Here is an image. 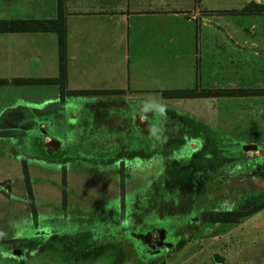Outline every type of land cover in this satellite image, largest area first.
<instances>
[{
    "label": "crops",
    "instance_id": "0c3cea01",
    "mask_svg": "<svg viewBox=\"0 0 264 264\" xmlns=\"http://www.w3.org/2000/svg\"><path fill=\"white\" fill-rule=\"evenodd\" d=\"M250 2L264 4L63 0L64 94L57 81H19L59 76L56 31H0V264L31 262L40 250L34 232L125 222L115 170L126 149H264V92L213 93L264 91V11H243ZM57 15L58 0H0V20ZM184 90L211 93L163 95ZM111 233L125 240L122 227ZM135 233L146 243L155 235ZM257 246L264 254V235L247 257L235 250L238 264H263ZM218 256L216 264H228Z\"/></svg>",
    "mask_w": 264,
    "mask_h": 264
},
{
    "label": "rangeland",
    "instance_id": "374dc122",
    "mask_svg": "<svg viewBox=\"0 0 264 264\" xmlns=\"http://www.w3.org/2000/svg\"><path fill=\"white\" fill-rule=\"evenodd\" d=\"M233 3L234 0H218L219 6ZM136 150L128 152L127 159L115 171L120 183L121 176L124 181L122 193L128 194V215L132 219L140 213L146 216L151 212V215L144 219L140 216L135 223L129 219L127 223L137 227H133L136 232L146 222L164 228L174 240L172 246L165 253L152 252L150 262L145 259L146 253L141 254L129 229L127 232L122 229L128 242L111 233L114 228L119 231L125 222L83 225L71 234L65 233V225L58 224L54 228L62 230L57 233L53 228H47L46 235L33 233L40 250L26 264H216L213 258H219L218 255L226 258L228 264H238L235 250H243L240 257H247L246 249H252L262 239L264 210L218 241H215L217 234L234 223H213L204 213L244 210L264 201V149L249 153L241 147ZM107 172L115 187L116 173L112 174L110 168ZM120 204L124 211L125 201ZM254 228L259 230L253 232ZM69 235L73 240H68ZM259 249L256 258L264 255Z\"/></svg>",
    "mask_w": 264,
    "mask_h": 264
},
{
    "label": "trees",
    "instance_id": "16d2710c",
    "mask_svg": "<svg viewBox=\"0 0 264 264\" xmlns=\"http://www.w3.org/2000/svg\"><path fill=\"white\" fill-rule=\"evenodd\" d=\"M253 10L257 12L264 11V4H255L250 2L243 11ZM12 30H50L56 31L58 35V59H59V76L55 79H19L22 82H36V81H57L60 86L61 92L64 94L65 91V26L63 20V0H58V15L55 19L47 20H16L7 21L0 20V31H12ZM99 92L97 90H76L71 91L75 94L94 93ZM264 91L260 90H244V89H231V90H219L213 92L219 95H243V94H255ZM210 94L211 92H196L194 90L184 91H165L163 95L166 96H197L200 94ZM122 174V172H121ZM123 179L121 176V185ZM264 208V201L253 205L244 210L224 211V210H209L205 212L206 219L213 223H237L241 219L250 216L256 211ZM216 257V255H213Z\"/></svg>",
    "mask_w": 264,
    "mask_h": 264
},
{
    "label": "flooded vegetation",
    "instance_id": "af4514ba",
    "mask_svg": "<svg viewBox=\"0 0 264 264\" xmlns=\"http://www.w3.org/2000/svg\"><path fill=\"white\" fill-rule=\"evenodd\" d=\"M122 150H124V149H122ZM126 150L128 152H132V151H134L136 149H126ZM138 151H141V150L138 149ZM124 199H125V195L123 194L121 196V202L125 201ZM124 208H125V210L123 211L122 210V207H121V204H120V210L122 212L126 213V219L124 220L126 225L122 226V229H125V232H127L128 229H129V231H131V233H132V239L138 242V244H136L134 242L131 245L132 246H134V244L138 245V249L140 250L141 254L146 253L145 254V255H147V257L145 258L146 260L149 259V257H150V255H151L152 252L155 253L157 251H162V250L164 251L166 248L172 246L174 240L173 241L171 240V238L168 235L169 233L168 232L165 233V229L164 228L161 229V228H159L157 226H154L153 225L154 223H148V222L145 223L144 222L145 223V226L142 227V231L147 232V231L153 230L155 232V235H154L153 239L150 242L146 243L145 242V239H143V238L139 239L138 237H135L134 235L136 234L135 233L136 231L133 230V229L134 228H137V227H135L133 225H129V223H127V222L130 219V221H132L131 223H135V220L137 221V219H140L139 218L140 216H141V219L142 218L143 219L144 218H148V217H150L151 212H150V215L148 214L146 216H144L145 214H141L140 213V215H138V217H135V218L132 219V216H129L128 215L129 210H128V205H127V202L126 201H125ZM162 231H164L163 232L164 237H163ZM122 232H123V230H122ZM125 239H126V241H124V242H128V240H127L128 238H125ZM130 241H132V240H130ZM164 253H165V251H164ZM143 257H145V256H143ZM140 259H142V258H140Z\"/></svg>",
    "mask_w": 264,
    "mask_h": 264
},
{
    "label": "water",
    "instance_id": "95a60500",
    "mask_svg": "<svg viewBox=\"0 0 264 264\" xmlns=\"http://www.w3.org/2000/svg\"><path fill=\"white\" fill-rule=\"evenodd\" d=\"M49 144H52V143L50 142ZM243 150L248 151V152H251L253 150H258L259 152H263L262 149H257L256 145H251V144L244 145ZM162 234H163V231H162ZM163 237H164V234H163Z\"/></svg>",
    "mask_w": 264,
    "mask_h": 264
},
{
    "label": "clouds",
    "instance_id": "9594fccd",
    "mask_svg": "<svg viewBox=\"0 0 264 264\" xmlns=\"http://www.w3.org/2000/svg\"><path fill=\"white\" fill-rule=\"evenodd\" d=\"M161 111H162V109H161Z\"/></svg>",
    "mask_w": 264,
    "mask_h": 264
}]
</instances>
